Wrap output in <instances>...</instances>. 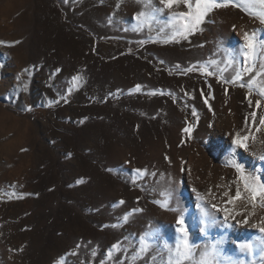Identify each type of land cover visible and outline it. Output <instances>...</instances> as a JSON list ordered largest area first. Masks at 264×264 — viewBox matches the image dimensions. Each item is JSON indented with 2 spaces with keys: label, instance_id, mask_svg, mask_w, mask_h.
I'll return each instance as SVG.
<instances>
[{
  "label": "rangeland",
  "instance_id": "rangeland-1",
  "mask_svg": "<svg viewBox=\"0 0 264 264\" xmlns=\"http://www.w3.org/2000/svg\"><path fill=\"white\" fill-rule=\"evenodd\" d=\"M142 8L137 0H0V264H152L154 253L133 259L140 236L153 231L157 248L177 237V214L153 203L162 191L188 209L194 244L208 239L197 192L221 223L212 204L233 213L231 228L209 233L226 238L229 254L238 255L233 240L259 235L251 226L264 217L259 201L252 209L223 196L243 190L233 161L264 182L259 97L186 69L215 59L209 71L219 73L221 47L235 54L241 28L264 39V25L229 6L187 40L164 43L156 30L132 31ZM236 133L250 135L249 149L232 145ZM251 211L250 224L237 223ZM114 243L122 251L109 259Z\"/></svg>",
  "mask_w": 264,
  "mask_h": 264
},
{
  "label": "snow or ice",
  "instance_id": "snow-or-ice-1",
  "mask_svg": "<svg viewBox=\"0 0 264 264\" xmlns=\"http://www.w3.org/2000/svg\"><path fill=\"white\" fill-rule=\"evenodd\" d=\"M137 3L141 4L143 8L135 17L137 24L132 31H142L145 27L149 31L156 30L157 35L164 43L179 42L181 39L187 40L195 32L202 31L200 26L213 10L229 6L243 9L250 16L257 19L261 25H264V0H158V4L154 0H137ZM181 6L185 10H179ZM164 14L167 15L168 19L161 22L159 17ZM157 25L158 30L156 29ZM241 31L243 44L235 54L231 50L221 47V51L227 56V67L225 69L219 70V73L209 71L210 67L217 64V61L212 59L200 65L199 68L193 66L187 68L186 71L198 70L207 76L216 75L218 82L222 84L247 88L249 97H252L255 91L256 96L259 97L255 99V108L264 109V39L257 35L256 30L249 32L241 28ZM140 43L142 44L144 41H140ZM176 67L179 68L180 66L176 65ZM228 69H231V71L228 77H225L223 73ZM23 71L28 72L29 70L25 68ZM16 79L19 80L20 77L17 76ZM78 79L81 78L73 77V80ZM140 90V85H136L134 91L139 92ZM49 103H57V101H50ZM248 103L251 106L253 100L250 98ZM193 115H195V112H193ZM250 117L255 122L257 112H251ZM245 123L247 126V121ZM258 123L260 126H264V116L259 118ZM260 130L259 127L256 128V131ZM184 131L190 132L191 128H185ZM249 139L250 135L236 133L231 143L237 148L247 150L248 144L246 141ZM233 165L240 173L239 180L243 185V190L237 186L234 195L231 196L228 191H225L223 196L228 197V199L224 203L230 205L239 200H246L252 209H255L259 201L260 206L264 208V182H261V178L256 175L245 176L242 164L233 161ZM136 172L143 175L146 170L136 169ZM193 191L196 190L193 189ZM159 195L162 199L154 200L153 203L159 205L162 209L177 214L175 219V232L177 233L175 243L174 245L164 243L162 248L154 247L156 234L151 230L146 231L140 236L139 248L133 259H136V257L144 258L149 253H154L151 257L152 264H157V257H159L160 264H264V217L251 225L259 235L252 239L233 240L232 244L238 255L229 254L225 250L226 238L224 236L219 239L209 237L210 231L218 225L227 228L233 226L229 223V218H234V216L227 206L219 208L216 204L211 205V208L215 209L216 212L224 213L223 222L221 223L219 217L205 203L204 197L197 192V199L200 201L196 205L199 212L200 231L205 237H208L206 243L197 245L190 241L189 228L186 224L188 209L180 206L172 207V193L169 191H162ZM120 203L123 204L124 201H120ZM140 211H142L140 208L133 209L132 212L123 216V221L127 222L133 213ZM237 215H240V213H237ZM254 215H256L255 211H251L237 223L248 225L250 224L249 217ZM112 227H116V225ZM120 251H122L121 244L114 243L108 252L109 259H112L114 252ZM57 264H63V262L58 261Z\"/></svg>",
  "mask_w": 264,
  "mask_h": 264
},
{
  "label": "bare ground",
  "instance_id": "bare-ground-1",
  "mask_svg": "<svg viewBox=\"0 0 264 264\" xmlns=\"http://www.w3.org/2000/svg\"><path fill=\"white\" fill-rule=\"evenodd\" d=\"M239 32V31H238ZM240 38V37H239ZM136 80V79H135ZM219 86V85H218ZM165 133V132H164ZM249 149V148H248ZM5 177H6V175H5ZM1 180V179H0Z\"/></svg>",
  "mask_w": 264,
  "mask_h": 264
}]
</instances>
